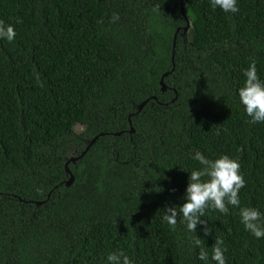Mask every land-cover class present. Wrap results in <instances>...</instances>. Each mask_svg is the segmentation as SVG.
<instances>
[{
    "label": "trees",
    "instance_id": "1",
    "mask_svg": "<svg viewBox=\"0 0 264 264\" xmlns=\"http://www.w3.org/2000/svg\"><path fill=\"white\" fill-rule=\"evenodd\" d=\"M237 6L183 0V30L179 0H0L16 32L0 39V264H108L120 250L216 264L217 237L226 264H264V237L240 217L256 208L264 226V122L239 98L250 58L264 82V0ZM96 135L66 185V161ZM196 152L238 159L246 181L228 215L206 209L208 235L182 213L175 231L162 220L185 202Z\"/></svg>",
    "mask_w": 264,
    "mask_h": 264
},
{
    "label": "clouds",
    "instance_id": "2",
    "mask_svg": "<svg viewBox=\"0 0 264 264\" xmlns=\"http://www.w3.org/2000/svg\"><path fill=\"white\" fill-rule=\"evenodd\" d=\"M213 9L219 7L224 12L236 13L239 11L237 0H210ZM118 19V14L114 13L112 20ZM17 19V23H21ZM16 37L15 28L12 24H5L0 20V39L9 42ZM246 77L244 85L239 89L240 102L245 108L252 122H264V82L257 73L256 61L250 58V65L244 71ZM37 82L39 77L37 74ZM193 159L201 165L198 169H193L188 177V184L185 192V202L179 206H166L163 221H166L171 230H176L177 217L182 213L187 229L195 232L197 225H204L205 235L211 230L207 226V221L202 219L208 208L214 209L225 215L229 214V205H240V190L246 186V181L240 171L238 159L230 158L228 155H221L212 160L206 158L202 153L196 152ZM261 212L253 207L240 208L241 223L245 229L251 232L256 238L264 237V226L261 225ZM194 245L199 247L201 239L196 238ZM224 240L217 237L212 247L211 259L216 264H226L224 253ZM208 252L200 248L199 259L207 261ZM108 264H133L123 250L111 252L107 256Z\"/></svg>",
    "mask_w": 264,
    "mask_h": 264
},
{
    "label": "water",
    "instance_id": "3",
    "mask_svg": "<svg viewBox=\"0 0 264 264\" xmlns=\"http://www.w3.org/2000/svg\"><path fill=\"white\" fill-rule=\"evenodd\" d=\"M180 1V12H181V14L185 17V25H184V27H183V30H186L189 26H190V21H189V19L188 18H186V16H185V11H184V7H183V0H179ZM175 36H176V32H175V34H174V37H173V46H174V44H175ZM172 61H173V52H172ZM173 64V63H172ZM173 66H174V64L172 65V68L171 69H173ZM171 70H169V71H166V72H164L162 75H161V77H160V80H159V82H160V85H161V89L162 90H165L166 89V86H165V84H164V82H163V78H164V76H166L169 72H170ZM153 98H155V96H152ZM148 99L149 98H147V99H145V100H143L138 106H137V110L139 111L142 107H143V105L148 101ZM130 131H133V129L131 128L130 129ZM120 132H115V134H119ZM103 134V132H101V133H99L98 135H102ZM98 135H96V136H94L90 141H89V143L86 145V147H85V149L78 155V156H70L69 157V159L66 161V163H65V170H66V172L69 174V177H68V179L66 180V182H65V184L66 185H69V184H71V182L73 181V174H72V172H71V170L68 168V166H67V163L70 161V162H74L75 160H77L78 158H80L81 156H83L84 155V153L88 150V148H89V146L97 139V137H98ZM40 202H37L36 204H39Z\"/></svg>",
    "mask_w": 264,
    "mask_h": 264
},
{
    "label": "rangeland",
    "instance_id": "4",
    "mask_svg": "<svg viewBox=\"0 0 264 264\" xmlns=\"http://www.w3.org/2000/svg\"><path fill=\"white\" fill-rule=\"evenodd\" d=\"M69 152H70V155H72L73 151H72V150H70Z\"/></svg>",
    "mask_w": 264,
    "mask_h": 264
}]
</instances>
